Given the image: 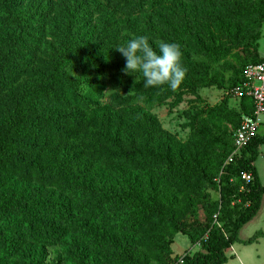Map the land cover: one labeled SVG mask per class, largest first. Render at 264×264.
<instances>
[{"label": "trees", "instance_id": "1", "mask_svg": "<svg viewBox=\"0 0 264 264\" xmlns=\"http://www.w3.org/2000/svg\"><path fill=\"white\" fill-rule=\"evenodd\" d=\"M24 1L21 11V0H0V264H42L41 252L55 246L76 264H168L162 244L183 231L199 246L175 264L224 263V250L264 193L253 165L264 135L255 133L223 163L240 116L251 115V99L238 98L241 114L225 101L195 112L190 136L175 142L137 104L159 102L173 89L146 88L141 74L125 75L126 61L115 49L128 36L151 42V20L166 28L167 41L215 63L240 46L245 62L230 89L246 64L261 61L248 49L264 25V0ZM186 1L203 7L196 17ZM247 16L258 22L239 38L230 23ZM205 23L218 24L225 39L208 41ZM48 36L55 45L41 59L36 53ZM182 63L187 72L177 88L218 86L197 64ZM110 78L114 90L132 91V97H112L115 109L100 100ZM222 123L231 126L225 156L214 151ZM241 173L249 174L247 182ZM208 187L218 190V204L208 203L203 222L187 224L185 215Z\"/></svg>", "mask_w": 264, "mask_h": 264}, {"label": "rangeland", "instance_id": "2", "mask_svg": "<svg viewBox=\"0 0 264 264\" xmlns=\"http://www.w3.org/2000/svg\"><path fill=\"white\" fill-rule=\"evenodd\" d=\"M26 1L21 0L17 5H20L19 10L26 8ZM187 10L191 11L194 17H196V11L203 8L202 6L196 7L194 2L186 1L184 3ZM213 11H220L219 7L211 6ZM143 18V14H139L138 18ZM255 16H247L246 20L236 19L230 23L233 34L242 37V31L247 27L252 29L256 26L258 22ZM198 20V19H197ZM196 20V21H197ZM150 26L153 27L151 30L152 41H154L153 48H156V41H167L169 37L166 28L157 25L153 20L150 22ZM138 24H143L142 20ZM206 26V35L208 41L211 40L217 43L219 40L225 39L222 34L219 33L218 24H203ZM40 23H35L34 27H39ZM233 27L238 29L235 30ZM264 34V25H259L258 38L252 42L248 51L251 53L254 51L259 52V44ZM201 33L199 34V37ZM130 36L125 38L127 42ZM151 42H149L151 44ZM200 44L204 46V49L208 47L201 39ZM55 45L54 40L48 36L45 38L43 47L40 52L36 53L39 58L45 59L50 56L51 51ZM152 45V44H151ZM0 44V49H1ZM240 46L236 48H230L229 51L224 52L222 55V60H217L215 63L212 57L206 54H201L196 52L194 49H190L188 46H182L181 51L182 61H189L193 64H197L198 68L205 70L208 76L214 77L218 80V86L211 87H193L189 90H185L182 86L181 88H176L167 98L162 99L159 102H154L150 104H145L142 101H138V106L141 113H144L146 117H149L157 125L160 132L169 135L175 142H184L191 134L190 126V116L197 111H201L207 107H212L225 101V106L233 112L240 113L239 111V100L232 97L229 94L230 83L234 78H236V71L244 64L245 53L240 50ZM158 50V49H157ZM204 50V52H205ZM208 53V50L206 51ZM116 59L120 60L117 53L112 54ZM111 55V56H112ZM33 58L34 54L32 55ZM137 73L132 74L131 77H137ZM27 80H25L26 82ZM135 83L134 80H130ZM105 90L101 95L100 100L105 106L111 109H115L112 104V97L118 95L119 98L124 99V97H132V91L124 89L121 87L119 90H114V85L110 79L105 80ZM132 100V99H130ZM241 114V113H240ZM244 116V115H243ZM242 115L240 118L243 117ZM258 127L256 130L257 135H264V113L258 115ZM213 134H216L215 130H212ZM221 131H223V137L218 139L217 145L214 147V151L225 156L227 143L226 135L231 131V126L227 123L221 124ZM229 136V135H228ZM226 140H225V139ZM224 163V162H223ZM254 168L256 170L259 182L264 186V144L260 145L257 149V157L253 162ZM129 173V172H127ZM131 173V172H130ZM218 190L214 188H203L200 192V202L191 208V212L185 215L183 221L187 224L193 222H203L204 216L209 209V204H218ZM192 202L197 203L194 196L191 197ZM191 227V225H190ZM260 233V234H259ZM170 243L164 242L162 247L166 249L169 254L166 263L175 264L178 257H181L184 253L191 254L198 250L195 243H190L183 232H177L173 234L170 239ZM41 255L44 258V263L42 264H76L72 261H64V247L55 246L51 248H45ZM162 257L166 253L162 252ZM225 262L222 264H264V193L260 197L259 207L254 216L240 227L236 241L224 250ZM157 262V261H156ZM11 264V263H8ZM89 264H103L99 260L98 263ZM152 264V263H151Z\"/></svg>", "mask_w": 264, "mask_h": 264}, {"label": "clouds", "instance_id": "3", "mask_svg": "<svg viewBox=\"0 0 264 264\" xmlns=\"http://www.w3.org/2000/svg\"><path fill=\"white\" fill-rule=\"evenodd\" d=\"M156 48L144 35L133 36L126 44L115 49L125 59L122 72L125 75L139 73L144 78V87H163L175 90L186 76L182 63V51L178 43L156 41ZM158 49V50H157Z\"/></svg>", "mask_w": 264, "mask_h": 264}, {"label": "built area", "instance_id": "4", "mask_svg": "<svg viewBox=\"0 0 264 264\" xmlns=\"http://www.w3.org/2000/svg\"><path fill=\"white\" fill-rule=\"evenodd\" d=\"M258 63H248L242 69V80L239 84L229 89V94L234 98L248 97L252 101L251 115L243 116L237 128L231 134L232 151L226 157L224 164L230 162L232 157L238 155L240 150L247 145L256 133L259 121L258 115L264 113V35L259 44ZM249 174L241 173L240 179L247 182ZM205 236L203 237V239ZM198 247L199 243H195ZM182 257V256H181ZM179 258V262L180 259Z\"/></svg>", "mask_w": 264, "mask_h": 264}, {"label": "crops", "instance_id": "5", "mask_svg": "<svg viewBox=\"0 0 264 264\" xmlns=\"http://www.w3.org/2000/svg\"><path fill=\"white\" fill-rule=\"evenodd\" d=\"M264 187V186H263Z\"/></svg>", "mask_w": 264, "mask_h": 264}]
</instances>
